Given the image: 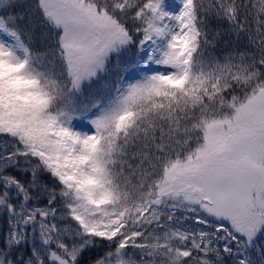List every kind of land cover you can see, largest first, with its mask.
Returning a JSON list of instances; mask_svg holds the SVG:
<instances>
[{
  "label": "snow or ice",
  "instance_id": "obj_1",
  "mask_svg": "<svg viewBox=\"0 0 264 264\" xmlns=\"http://www.w3.org/2000/svg\"><path fill=\"white\" fill-rule=\"evenodd\" d=\"M0 264H264V0H0Z\"/></svg>",
  "mask_w": 264,
  "mask_h": 264
}]
</instances>
